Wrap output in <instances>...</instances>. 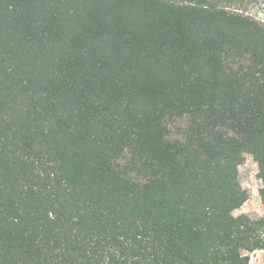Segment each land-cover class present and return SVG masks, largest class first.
<instances>
[{"label": "trees", "instance_id": "trees-1", "mask_svg": "<svg viewBox=\"0 0 264 264\" xmlns=\"http://www.w3.org/2000/svg\"><path fill=\"white\" fill-rule=\"evenodd\" d=\"M243 0H0V264H249L264 217V23Z\"/></svg>", "mask_w": 264, "mask_h": 264}, {"label": "rangeland", "instance_id": "rangeland-1", "mask_svg": "<svg viewBox=\"0 0 264 264\" xmlns=\"http://www.w3.org/2000/svg\"><path fill=\"white\" fill-rule=\"evenodd\" d=\"M233 8L264 23V0H243ZM238 179L241 187L248 191L249 199L239 210L234 212V215L246 214L251 218L264 217V209L258 194L261 183L257 177V165L251 156L247 155L239 166ZM249 264H264V251L252 253Z\"/></svg>", "mask_w": 264, "mask_h": 264}, {"label": "built area", "instance_id": "built-area-1", "mask_svg": "<svg viewBox=\"0 0 264 264\" xmlns=\"http://www.w3.org/2000/svg\"><path fill=\"white\" fill-rule=\"evenodd\" d=\"M259 182L261 183V187H262V182H261V180L259 179Z\"/></svg>", "mask_w": 264, "mask_h": 264}]
</instances>
